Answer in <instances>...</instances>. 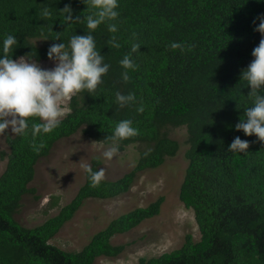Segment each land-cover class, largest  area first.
Masks as SVG:
<instances>
[{"label": "trees", "instance_id": "obj_1", "mask_svg": "<svg viewBox=\"0 0 264 264\" xmlns=\"http://www.w3.org/2000/svg\"><path fill=\"white\" fill-rule=\"evenodd\" d=\"M70 4L73 16L94 9L82 0H0V39L17 37L13 59L28 54L37 62L49 60L50 44L89 31L86 21L65 22L61 9ZM50 15L41 14L44 7ZM118 31L102 23L92 34L110 68L95 92L70 99V111L60 125L33 138L6 134L8 163L0 175V264H94L101 256L116 257L125 245H114L116 234L126 233L160 213L163 197L112 220L80 251H66L51 243L86 199H110L127 193L138 173L161 167L175 156L180 143L170 137L173 128L187 129L188 167L180 200L194 211L200 240L191 234L183 245L139 264H264V142L246 136L235 124L251 106L250 86L241 71L253 59L261 34L255 19L264 13V0H119ZM255 20V23H254ZM135 33V40L132 34ZM115 36L119 48L109 41ZM141 46L132 54L129 80L119 60L131 43ZM181 45L172 48L171 43ZM132 92L135 101L120 108L115 92ZM264 94V93H262ZM143 105V111L137 107ZM121 119H131L139 134L120 141L119 151L142 146L135 168L116 181L93 186L88 179L74 199L57 215L34 228L14 220L13 213L34 176V165L54 144L79 131L96 142L109 144ZM30 123L39 118H29ZM235 136L249 141L245 152L228 149ZM40 147L35 151L33 141ZM98 161H94L95 170Z\"/></svg>", "mask_w": 264, "mask_h": 264}, {"label": "rangeland", "instance_id": "obj_2", "mask_svg": "<svg viewBox=\"0 0 264 264\" xmlns=\"http://www.w3.org/2000/svg\"><path fill=\"white\" fill-rule=\"evenodd\" d=\"M38 63L44 68L53 66L51 60ZM69 104L70 100L66 102L68 110L62 118L69 113ZM6 134L15 135L0 133V175L8 163V158H2L3 154L6 157L9 153ZM169 135L180 143L175 156L168 157L159 168L138 173L132 188L125 194L110 199H86L51 243L66 251H80L112 220L138 207H147L161 197L164 200L157 216L126 233L113 236L112 243L125 245L124 251L116 257L101 256L94 264H139L140 258L157 257L180 248L188 234L195 241L200 240L194 211L187 209L179 197L189 162L186 157L189 148L187 129L173 128ZM107 146L81 131L59 139L50 154L35 163L29 192L22 196L13 213L14 220L26 228L41 225L69 204L84 185L86 172L81 168L82 162L92 166L98 161L97 168H105L104 180L116 181L135 168L143 148L139 144L130 145L111 160H106L102 153Z\"/></svg>", "mask_w": 264, "mask_h": 264}, {"label": "clouds", "instance_id": "obj_3", "mask_svg": "<svg viewBox=\"0 0 264 264\" xmlns=\"http://www.w3.org/2000/svg\"><path fill=\"white\" fill-rule=\"evenodd\" d=\"M91 6L94 11L83 16H73V9L66 4L61 11L64 13L65 22L78 20L86 21L89 31L84 34H72L67 43L58 37V43L49 45L46 55L53 61L51 68L42 67L33 56L21 55L13 59V50L18 45L17 37L6 33L0 39V133L26 135L30 130L33 138L51 132L61 123V118L68 110L65 105L73 95L87 90L95 92L101 84L103 76L108 72L110 65L105 62L104 55L96 47L92 32L102 23H107L109 32L118 31L119 0H82ZM45 17L50 15L49 8L42 9ZM255 19L259 23L254 28L261 34V39L251 52L253 59L241 71V80L250 86L248 96L253 97L251 106L244 109V117L235 124L236 130H242L246 136L255 135L264 142V13ZM255 23V20H254ZM133 40L136 34L133 33ZM112 47L119 48L120 44L113 36L109 41ZM140 44L131 43L130 51L126 53L119 64L125 69L121 73L124 81L129 80L128 69L135 68L132 54L136 53ZM172 48L181 47L177 42L171 43ZM135 94L115 92V103L123 108L135 101ZM143 105L137 107L142 112ZM39 118V122H31L29 118ZM64 118V117H63ZM139 134L138 128L133 126L131 119L119 120L110 136L106 140L110 143L105 148L102 156L111 160L118 154L120 141ZM35 151L40 147L33 141ZM249 148V141L235 136L228 149L236 152H245ZM81 168L88 174V179L93 186L105 179V168L93 169L86 162L81 163Z\"/></svg>", "mask_w": 264, "mask_h": 264}]
</instances>
